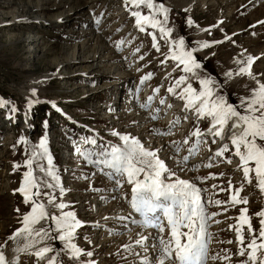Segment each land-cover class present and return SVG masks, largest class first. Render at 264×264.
Segmentation results:
<instances>
[{
	"label": "rangeland",
	"instance_id": "1",
	"mask_svg": "<svg viewBox=\"0 0 264 264\" xmlns=\"http://www.w3.org/2000/svg\"><path fill=\"white\" fill-rule=\"evenodd\" d=\"M164 2L172 9L169 26L175 25L174 35H184L189 43L213 39L224 41L198 53L208 72L219 74L222 78L223 71L235 67L234 59L243 53L245 56L257 57L252 71L264 80V0ZM43 3L45 10H41ZM82 6L85 8L81 15L78 14L70 22L64 20L67 13ZM143 12L147 14V9H143ZM0 13V21L4 23V27L0 28V97L12 101L19 109L13 120L5 118L8 114L6 108L0 109V242L19 226L15 210L19 208L21 212L25 211L22 197L18 193L14 194L24 169H14L13 165L22 164L25 159L24 145L18 143V139L21 135L27 138L31 149L32 145L38 144L41 136L46 135L50 153L59 169L63 185L68 190L65 202H70L78 217L86 221V226L78 230V246L93 251L92 259L96 264H129L133 258L124 252L122 246L139 238L141 229L129 225L131 232H125L124 235L110 234L124 229L119 222L113 219L106 221L104 218L127 215V203L111 199L110 193H103L109 196L105 201L99 200L101 193L94 192L93 187L111 188V182L100 175L99 170L84 163L75 145L83 137L90 135L87 128L96 130L105 141L111 139L114 143L118 142V138L110 136L112 130L128 132L156 148L165 140V144L170 141L180 142L194 130L191 115H188L189 119H185L183 102L166 93L171 80L179 74L171 61L164 65L160 63L167 47L162 40L159 41L160 53L151 47V37L135 27V20L124 0H0ZM22 16L36 19L30 25L16 23ZM188 18L194 22L192 27L186 25ZM225 36L231 40H224ZM35 38L38 39L37 43L34 42ZM121 39L125 44L122 50H117L116 42ZM137 48L140 49L139 52L136 51ZM79 49L85 50L84 58L95 54L100 57L101 62L106 57L113 60L105 62L94 71L92 62L73 68L65 66L67 61L77 55ZM141 56L144 57L143 60L140 59ZM147 73H152V77L141 85L140 78ZM83 76H89L91 82L80 90H74ZM113 81L117 84L88 96L95 88H105ZM251 83L246 76L234 77L228 83L230 102L238 103V98L246 93V85ZM157 87H160V92L156 94L152 104L153 111H146L139 104L153 95V90ZM33 88L37 89L40 102L29 111L27 99H36L31 97ZM137 88L139 102L134 95ZM163 96L167 97V104L159 105L158 101ZM48 101H54L62 112L53 109ZM156 108L160 109L158 113L154 111ZM153 114L158 118L152 120ZM27 118L30 128L22 130ZM45 120L46 128L43 125ZM169 121H172L171 126ZM169 127L172 128L171 135L161 137L152 134V129L167 131ZM200 127L203 130L205 125L201 124ZM202 146L200 152L193 157H200V165L207 163L211 155L209 148L214 152L218 145ZM186 147L181 155L186 154ZM68 150L70 158H67ZM160 155L162 158L170 157L171 149ZM166 162L169 167H174L172 159H166ZM237 163L238 158H233L231 164L218 161L210 169L200 167L198 172L179 173L181 178L187 179H192L195 175L214 174L217 178L209 179L204 184L209 189L205 195H214V199L225 202L229 200L231 193L221 189L227 188L228 180H231L234 188L243 183L240 196L247 199V204L223 203L209 209L219 213L214 218L219 223H212L210 228L213 233L210 250L212 254L232 256L231 262L210 261L209 264H237L239 258L234 255L237 250L235 228L229 226L236 225L239 209L246 207L253 228L258 229L259 217L255 214L264 210V191L258 186L254 173L251 174V183L244 181L242 172L237 170ZM191 165L190 163L189 167ZM93 172L96 175L93 176ZM85 175L90 179H83ZM213 184L217 185L215 189L211 187ZM122 191L130 192L129 186L125 185ZM94 222H99L100 227L87 226ZM148 231L144 234L147 235ZM85 236L89 238L88 241L84 239ZM229 240L232 241L231 244L227 243ZM247 240L245 227V242ZM64 259L67 260V257ZM34 262L35 257L21 255L20 264Z\"/></svg>",
	"mask_w": 264,
	"mask_h": 264
},
{
	"label": "snow or ice",
	"instance_id": "2",
	"mask_svg": "<svg viewBox=\"0 0 264 264\" xmlns=\"http://www.w3.org/2000/svg\"><path fill=\"white\" fill-rule=\"evenodd\" d=\"M124 4L129 7L138 31L146 32L151 37V47L160 53V40L167 47L160 63L164 65L171 61L179 74L171 80L166 93L183 102L185 119L191 115L194 130L182 141H170L158 148L142 142L131 133L118 130L110 132V136L118 138V142L114 143L111 139L105 141L99 133L93 132L75 145L84 163L98 169L100 175L111 182V188L93 187L94 192L101 193L99 200L105 201L109 196L103 193H110L111 199L127 203V215L104 218L119 222L124 229L110 234L131 232L129 225L141 229L139 238L122 246L124 252L133 258L129 264L231 262V255L212 254L210 250L213 239L210 228L212 223H219L214 219L219 213L209 209L223 203L247 204V199L240 196L243 183L234 188L231 180H228L227 188L221 189L231 193L225 202L214 199V195H205L209 189L202 185L209 179H216L214 174L187 179L181 178L179 173L198 172L200 167L210 169L215 167L217 161L231 164L233 158H238L237 170L242 172L243 180L251 183V174L254 173L258 186L264 191V80L252 71L257 57L240 53L239 58L234 59L235 67L225 69L220 78L219 74L207 71L198 53L214 44L223 43V40L189 43L184 35H174L175 25L169 26L172 9L164 0H124ZM143 9H147V14ZM193 23L191 18L186 20L188 27H192ZM205 31L210 32L209 29ZM224 40L231 38L225 36ZM124 44L123 39L116 42L117 50H122ZM236 76H246L252 83L246 85V93L238 98L239 102L233 103L230 102L228 83ZM151 77L152 73H147L139 83L142 85ZM159 92L160 87L155 88L153 95L139 106L152 112V104ZM134 95L139 102V88ZM31 97L36 99H27L29 111L40 102L36 88L31 89ZM48 103L57 112H62L54 101ZM158 103L166 105L167 97H160ZM5 108L8 110L5 118L9 120H13L19 112L12 101L0 97V109ZM154 111L158 113L160 109ZM157 118L155 114L151 116L153 120ZM201 124L205 125L203 130ZM43 125L47 127V120L43 121ZM152 134L168 136L172 134V128L169 127L167 131L152 129ZM18 143L24 145L25 159L22 164L13 165L14 169H24L14 194L22 197L25 211L21 212L19 208L15 210L19 226L0 242V264H20L22 254L35 257L34 264H96L92 259L93 251L85 250L76 242L80 235L78 230L86 226V221L78 217L70 202H65L68 190L50 153L47 136H41L38 144L32 145L31 149L30 141L23 135ZM209 144L218 146L214 152L209 148L211 155L207 163L189 167L201 146ZM185 146L186 154L181 155ZM167 149H171V156L162 158L160 153ZM166 159H172L174 167H169ZM82 178L90 179L87 175ZM125 185L129 186L130 192L122 191ZM211 187L215 189L217 185ZM239 213L236 225L229 226L235 228L237 250L234 255L239 258L237 264H264V210L255 214L259 217L258 229L253 228L246 207L240 208ZM87 226L99 228L100 224L94 222ZM145 231H148L147 235ZM84 239L88 241L89 238L85 236ZM227 243L231 244L232 241Z\"/></svg>",
	"mask_w": 264,
	"mask_h": 264
},
{
	"label": "bare ground",
	"instance_id": "3",
	"mask_svg": "<svg viewBox=\"0 0 264 264\" xmlns=\"http://www.w3.org/2000/svg\"><path fill=\"white\" fill-rule=\"evenodd\" d=\"M11 3H13V2H11ZM10 3V4H11ZM45 3H43V8L41 9V10H45ZM84 6H82V7H79V8H76V9H74V10H76V11H74V12H70V13H67L65 16V19L64 20H66V22H70V21H72L73 19H75L76 18V16L79 14V15H81L83 12H84ZM2 13H0V15H1ZM34 16V15H33ZM35 19H36V17H32V16H29V17H27V16H22V17H19L15 22L16 23H18V22H20L21 24H23V25H25V24H28V25H30V24H33L34 22L33 21H35ZM43 22H46V21H43ZM4 27V23H1V21H0V28H3ZM37 41H38V39L37 38H35L34 39V42H36L37 43ZM34 50H36V49H34ZM84 49H79L78 50V53H77V55L74 57V58H71L69 61H67L66 62V65L65 66H68L69 68H73V67H75L76 65H79V64H82V65H84L83 63H93L92 64V69H93V71H94V69H98V68H100L101 67V65L102 64H104L105 62H107V61H112L113 59H110L109 57H106V59H104L105 61H103V62H101L102 60H99V56H97V55H93V56H91V57H88L87 56V58H84ZM98 62H100V63H98ZM107 65V64H106ZM118 67V66H117ZM55 74H56V72H55ZM127 77V76H126ZM131 77V76H130ZM115 79V78H114ZM91 82V78L89 77V76H83L81 79H79V83H76V85H75V89L74 90H80V89H82L83 87H85L88 83H90ZM117 83H116V81H113V83L111 84V85H108V86H106L105 88H95L93 91H91L90 93H89V95L88 96H92V95H95V94H97L98 92H100V91H102V90H107L108 88H111L113 85H116ZM125 86V85H124ZM92 98V97H91ZM167 107V106H166ZM66 118V117H65ZM66 119H69L68 117L66 118ZM146 119V118H145ZM161 119H165V118H161ZM187 119H189V118H187ZM148 120V119H147ZM153 120V119H152ZM151 120V121H152ZM69 121H71V119H69ZM73 121H75V122H78V121H76V120H73ZM29 119L27 118L26 119V123H24V126H23V129L22 130H27L28 128H30L29 127ZM157 123V122H156ZM169 123V126H171V124H172V121H169L168 122ZM26 125V126H25ZM158 125V124H157ZM191 125V124H190ZM79 126V125H78ZM167 126V125H166ZM80 128H82L81 126H79ZM168 127V126H167ZM165 128V127H164ZM85 129V128H84ZM88 130H89V134L90 135H92L93 134V130H91V128H87ZM82 131V130H81ZM85 131V130H84ZM151 132V131H150ZM165 139V138H164ZM168 140V139H167ZM166 141V140H165ZM165 141H163V144H165ZM167 142V141H166ZM155 143V142H154ZM163 144H161V145H163ZM209 146V145H208ZM203 147V146H202ZM206 147V146H205ZM211 147V146H210ZM204 151V150H203ZM207 151V150H206ZM212 151V150H211ZM202 152V151H201ZM205 152V151H204ZM166 153V152H165ZM205 154V153H204ZM166 155V154H165ZM200 156V155H199ZM198 157V156H197ZM200 158V157H199ZM199 158H193L192 160H191V164H199ZM202 158H203V156H202ZM218 162V161H217ZM200 165V164H199ZM234 167V166H233ZM97 171H98V169H97ZM225 171V170H224ZM196 176V175H195ZM191 179V178H190ZM202 187H205L204 185H202ZM212 227V226H211ZM136 228H138V227H135V229ZM139 229V228H138ZM210 247H211V245H210ZM22 255H25V254H22Z\"/></svg>",
	"mask_w": 264,
	"mask_h": 264
},
{
	"label": "trees",
	"instance_id": "4",
	"mask_svg": "<svg viewBox=\"0 0 264 264\" xmlns=\"http://www.w3.org/2000/svg\"><path fill=\"white\" fill-rule=\"evenodd\" d=\"M210 70V69H209Z\"/></svg>",
	"mask_w": 264,
	"mask_h": 264
}]
</instances>
